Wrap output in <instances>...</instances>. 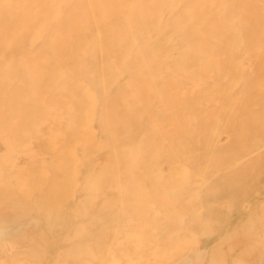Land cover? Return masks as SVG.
<instances>
[{
    "label": "rangeland",
    "instance_id": "374dc122",
    "mask_svg": "<svg viewBox=\"0 0 264 264\" xmlns=\"http://www.w3.org/2000/svg\"><path fill=\"white\" fill-rule=\"evenodd\" d=\"M228 2L237 10L229 19L242 27L232 45L227 35L233 31L213 38L208 47L193 32L187 43L194 48L184 53L181 37L173 39L172 47H156V34L149 33L151 51L171 59L169 72L158 71L156 86L163 88L164 76L171 82L169 76H179L174 78L177 86L166 93L171 90V97L187 106L165 107L164 95L149 96L152 104L142 109V96L134 106L148 113L143 125L131 117L127 127L110 126L107 110L114 100L123 106L134 103L133 90L127 91L130 100L122 95L126 83L138 78L133 69L118 84L108 85L100 79L98 63L91 78L75 90L93 84L99 103L91 125L78 123L82 131L92 132L86 143L72 133L75 126L69 119L71 113L85 117L89 110L71 94L76 73L63 90H49L56 82L52 52L41 59L30 57L28 48L6 51L8 57L0 59V264H264V0H208L211 22ZM59 8L60 16L69 9L65 4ZM176 12L195 31V21L182 17V9ZM220 28L227 29L224 24ZM24 53L29 55L25 62L19 58ZM102 57L99 52L98 59ZM28 68L39 73L25 74ZM33 93L52 104L41 113L29 108ZM196 96L202 98L198 106ZM8 101L27 121L16 128L17 134L2 126L9 118ZM164 111L184 117L182 126L197 119L183 148L175 145L168 152L167 142L159 146L154 141L155 128L166 119ZM251 112L263 120L251 125ZM200 114L213 115V126L199 137L205 123ZM6 136L17 138L14 152L7 150ZM161 147L166 154L154 159ZM69 154L78 160L77 167L69 166Z\"/></svg>",
    "mask_w": 264,
    "mask_h": 264
},
{
    "label": "bare ground",
    "instance_id": "6f19581e",
    "mask_svg": "<svg viewBox=\"0 0 264 264\" xmlns=\"http://www.w3.org/2000/svg\"><path fill=\"white\" fill-rule=\"evenodd\" d=\"M173 1L174 0H0V59L4 60L8 57L10 53L6 55V51L15 50L17 48H25V51H27L28 48L29 50H32L30 57H35L37 54L41 59L47 57L44 56V52H52V56L49 57V59L50 61H53L54 66H57V68L55 67V69H53L56 82L53 86L48 87L50 88L49 90L53 89L54 91L60 87L62 88L61 90H63V87H65V81H68V79L76 73L77 79L73 80L75 86L71 90V94H74L75 100L78 103L81 105L87 103L86 105L89 107L85 117L80 113L69 114V119L71 120L70 123L73 124L72 126H75V128H72V133L81 135V143H86L87 140L89 141L92 132H89L88 130L82 131L80 126H78V123L81 120L82 122H85L87 126L91 125L96 120V111L99 103L98 99L93 98L92 95L93 84L87 83L88 88L85 87V91L75 92V90H79L80 86H83V83H81L82 81L86 78H91L90 74H92V71L97 67L98 63L101 65L102 72L100 79H103L105 82L107 81L106 83H108V85L118 84L117 80L124 77L126 72H132L134 69L136 73L135 78L137 77L138 79L134 80V82L131 80L128 81L124 87V95H122L129 98L130 95L128 96L127 91L130 89L133 90L131 97L133 96L132 100L134 98V103L130 106L126 103L123 106V104H117V101L114 100V104H112L111 108L107 110L105 118L109 121L108 123L110 126L111 124L115 125L116 123L119 127H127L130 125L131 117H137V119L140 120V124L143 125L144 122H142V120L148 113L145 114V111L143 110L138 112L135 110L136 108L134 106L137 101L139 102V98L142 99V96V109L149 106V104H152L148 98L149 96L161 99V97L166 95L167 100L162 99L163 102H165V107H168L169 105L172 107L175 103H178L177 106L180 104L181 106L186 105L188 103L180 98L178 99V97H171V90L170 95L166 93L169 89L177 86V79H180L179 76H169L173 78V82L170 81V78L164 76V81L166 83L163 85V88L156 86V75L158 71L166 69L169 72L171 68L167 66L171 59L169 57L160 58V55L156 56L154 52L151 51L153 46L148 43L150 32L156 34V43H154L155 45L157 44L156 47L161 44L171 45L174 38L181 37L182 40L186 41L181 47L183 48L182 51H184V53L190 52L191 49L194 48L192 44L187 43V38L193 32H198L200 36L199 43L203 47L210 46V40L213 38L218 39L220 35L230 31H233V36L232 33L230 34V37L227 35V40L229 41L228 43L232 45L237 41L240 34H242V27L235 24L236 22H233L232 19H229V16L233 14L235 15L237 11L236 8L231 5L234 2H231V4L230 2L226 3L217 11L218 17L216 16V20L211 22L209 20V13H207L208 8H206L209 4L208 0H178L177 5H174L177 1L174 3ZM61 4H65L69 7L68 11H65V15L62 16H60L62 13L57 11V9H60L59 6ZM177 9L183 10V13L181 14L182 17H188L189 20L195 21V31L191 26H187L179 14H176ZM258 12L259 11L256 10V17L260 15V12ZM241 15L242 14L237 15L238 19H242L243 16ZM223 24L227 29L220 30V27ZM32 35L37 37L34 42L29 40ZM142 40L147 41V43L140 44L139 42ZM30 46L31 48H29ZM211 48H214V46H211ZM137 49L140 53L137 52ZM99 52H101L103 56L102 60L98 59ZM63 53H66V55L63 56ZM28 56V54L24 53L22 56L19 55V58L23 61L28 59ZM202 61L203 58L200 59V62H205ZM185 63L188 64L187 62ZM150 66H152V68ZM147 67H150V69H147ZM74 69L77 70L73 71ZM192 69L193 70L191 71L193 75H195V68L193 67ZM216 71L217 70H215V72ZM26 73H39V70L36 68H28L25 70V74ZM30 77L32 79V76ZM196 78L197 75L194 79ZM35 79L37 80L39 78L35 77L34 80ZM92 79L97 80L96 78ZM199 79L200 78H198V81ZM89 81L92 83L91 79ZM235 87L237 88V85ZM34 92L37 94L36 89ZM175 92L176 90H174V94H176ZM36 96L34 93L31 94L29 99L33 98L34 100L28 103L29 108L35 109L36 112L41 113L47 105L52 104V102H46L45 104ZM135 97H137V99ZM201 99L202 98L198 96L194 98L196 106H198L199 102L201 103ZM6 105L9 118L5 121V125L2 124V126H6L10 133L16 130L17 134L19 129L16 128L20 126L24 127L25 123L27 124V121L16 115V110L12 107L13 105L10 101H8ZM164 114L166 119L163 118L161 124L157 125L155 128L156 130L153 133L154 139L156 138L154 141H156L159 146L167 142L169 145L166 151L168 152L173 150L172 147L175 145L182 146L183 148V146H185L184 144L187 143L184 142L187 141L185 134L188 130L196 129L197 125L195 124L197 119H189L187 124L189 126H182L181 121L184 120V117L180 118V115L174 116V111H172V113H166L164 111ZM255 114L257 115V113ZM253 115L254 114L252 113V116H250L251 118L249 119L251 125L252 120H263V118H259L258 115L256 118H254ZM199 117L202 120L203 117L205 118L204 131L200 129V137L201 135L205 136L204 134L207 132L209 133V131L212 130L213 115L204 116L200 114ZM2 122L3 121H1V123ZM166 122L171 124L172 127L169 129L164 128V123ZM126 139L123 138V141H126ZM2 140L5 143L7 150L9 149L10 152H14L17 138L6 136ZM179 152L180 149L174 154V156ZM165 154L164 148L161 147L153 158L156 159ZM69 161V166L77 167L78 160H75L72 154H69ZM19 188L21 187L17 186L15 189ZM4 189L9 190L6 185ZM5 229L7 230V228ZM178 261H180V259Z\"/></svg>",
    "mask_w": 264,
    "mask_h": 264
}]
</instances>
